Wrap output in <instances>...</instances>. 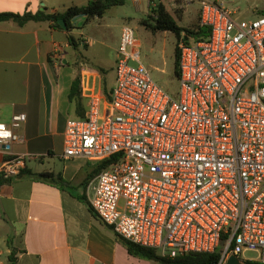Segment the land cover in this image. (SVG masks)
I'll list each match as a JSON object with an SVG mask.
<instances>
[{
  "label": "built area",
  "instance_id": "obj_1",
  "mask_svg": "<svg viewBox=\"0 0 264 264\" xmlns=\"http://www.w3.org/2000/svg\"><path fill=\"white\" fill-rule=\"evenodd\" d=\"M235 14L199 1L209 36L178 45L176 94L152 79L134 30L123 25L112 88L81 80L84 116L66 123L63 160H112L86 185L94 214L160 257L220 254L225 264L235 255L264 264V14ZM25 120L0 123V146L20 140ZM34 159L9 158L0 176L16 179Z\"/></svg>",
  "mask_w": 264,
  "mask_h": 264
},
{
  "label": "crops",
  "instance_id": "obj_2",
  "mask_svg": "<svg viewBox=\"0 0 264 264\" xmlns=\"http://www.w3.org/2000/svg\"><path fill=\"white\" fill-rule=\"evenodd\" d=\"M185 1L192 8L193 0ZM87 2L0 0V14L49 15L72 6L82 7ZM174 2L127 0L121 7L128 6L132 14L122 12L113 20L122 23V27L133 14L157 4L166 9ZM106 14L90 22L104 23ZM76 30L68 33L48 21H28L21 26L12 20L0 22V123L9 125L18 114L26 117L18 131L20 140L9 148L0 146V168L9 158L31 155L36 159L28 160L24 171L59 175L68 184L63 190L24 175L0 186L1 264H11L12 251L16 253L15 264L139 263L117 242L111 228L79 200L85 196L87 183L95 177L91 176L95 163L82 158L63 160L61 156L66 123L78 118L69 102L74 77L99 84L105 91L114 84V77L112 83L108 82L103 70L70 53L69 35L77 40L78 47L85 43L89 48L83 33ZM56 161L63 163L62 172L55 170Z\"/></svg>",
  "mask_w": 264,
  "mask_h": 264
},
{
  "label": "rangeland",
  "instance_id": "obj_3",
  "mask_svg": "<svg viewBox=\"0 0 264 264\" xmlns=\"http://www.w3.org/2000/svg\"><path fill=\"white\" fill-rule=\"evenodd\" d=\"M199 1L193 0L192 8H189L185 0H175L174 4L166 6V11L177 22L178 26L185 30H191L199 18ZM207 1L235 12L234 18L238 20H254L262 15L261 13L264 11V0ZM155 6H151L141 13L131 15L132 19L123 25H129L134 30L140 49V63L148 70L152 79L168 94H176L179 83L173 74L174 49L177 44L175 35L170 32L152 33L140 24V21L148 15L155 16L151 11ZM122 12L130 13L131 10L128 6L116 7L106 14L104 23L96 21L87 24L78 23L76 29L79 31L76 30L75 32L83 33L89 48L83 43L78 49H70V53L76 59H88L95 68L103 70L110 83H112L114 77L115 49L118 46L120 24H122L113 19ZM189 41L192 42L191 39ZM55 170L62 172L63 163L56 161ZM131 257L137 259L138 264H158L142 257ZM254 257H256V254L252 252H246L243 256V258Z\"/></svg>",
  "mask_w": 264,
  "mask_h": 264
},
{
  "label": "trees",
  "instance_id": "obj_4",
  "mask_svg": "<svg viewBox=\"0 0 264 264\" xmlns=\"http://www.w3.org/2000/svg\"><path fill=\"white\" fill-rule=\"evenodd\" d=\"M127 0H88L86 5L82 7H69L64 12L54 13V14H44L38 13L36 15H31L26 13L24 15H14V14H0V22L12 20L16 22L19 26L23 25L28 21H48L51 22L53 27L57 29H62L58 20H63L65 24V31L70 33L73 29L76 28L78 23L87 24L91 20L97 18H102L108 10L113 7H121L126 4ZM152 13L155 16L148 15L145 19L140 21V24L144 26L147 30H150L152 33L155 32H170L175 35L177 39V44L174 49V69L173 74L176 78H178V57H179V49L178 45L183 42L185 44L190 43V39L193 42H200L205 40L209 36V28L203 27L199 23V18L193 28L191 30H185L182 27L178 26L177 22L172 18V16L166 11L165 7L161 4H157L154 9H151ZM264 14V11L261 13ZM186 33V34H183ZM69 44L73 49H77L78 43L77 40L74 39L71 35L68 36ZM69 102L74 107V112L76 117L82 118L84 116V105L82 98L80 96V78L75 76L70 93H69ZM112 160H106L100 163H96L93 166V172L91 174L92 177L96 176L103 169L107 168L111 164ZM28 176L29 178L39 181L53 184L63 190H67L68 184L63 181L61 176L52 175L50 173H31L22 171L19 175ZM18 176V177H19ZM0 176V186L9 181L2 179ZM82 202L88 205L89 211L92 213L90 205L87 202L85 196L79 198ZM116 240L119 244H121L127 251L128 255L142 257L148 259L150 261L156 262L158 264H218L220 259V254H200V253H191L183 256H178L175 258L169 257H160L156 254L154 250L146 249L134 245L115 234ZM233 250L232 247L229 248L228 252L231 253ZM15 251L11 252L9 257V261L11 264H15ZM245 264H260L258 262H246Z\"/></svg>",
  "mask_w": 264,
  "mask_h": 264
},
{
  "label": "water",
  "instance_id": "obj_5",
  "mask_svg": "<svg viewBox=\"0 0 264 264\" xmlns=\"http://www.w3.org/2000/svg\"><path fill=\"white\" fill-rule=\"evenodd\" d=\"M58 24H59V26H60L63 30L66 29L63 20H58ZM225 264H245V263L242 262V261H240L235 255H230V256L227 258Z\"/></svg>",
  "mask_w": 264,
  "mask_h": 264
}]
</instances>
